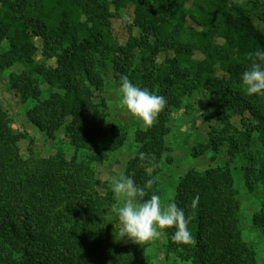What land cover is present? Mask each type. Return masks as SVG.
<instances>
[{"label":"trees","instance_id":"16d2710c","mask_svg":"<svg viewBox=\"0 0 264 264\" xmlns=\"http://www.w3.org/2000/svg\"><path fill=\"white\" fill-rule=\"evenodd\" d=\"M128 6L130 20L120 14ZM113 19L126 28L124 44L114 36ZM255 20L264 22V0H0V43L7 45L0 74L24 66L7 83L21 101L37 102L31 124L47 139L64 126L75 150L70 159L22 158L24 137L13 132L0 105V264H152L145 251L120 238L112 195L96 190L94 167L126 142V132L111 125L107 145L97 144L104 104L95 97L109 70L115 80L127 76L167 100L156 123L136 131V151L122 173L140 186L154 180L145 199L158 195L170 121L184 99L204 94L214 108L207 139L192 148V156L223 147L230 156L221 166L189 169L179 177L171 202L191 216L196 244L179 245L171 239L176 229H165L166 252L192 264H257L242 237L241 202L229 167L236 157L243 159L247 192H264V149L252 150L255 140L264 146V95H249L242 83L253 62L249 54L264 52V31ZM35 42L41 45L38 60ZM39 79L58 90L44 101ZM84 150L89 153L79 160L76 153ZM251 222L264 236V201Z\"/></svg>","mask_w":264,"mask_h":264},{"label":"rangeland","instance_id":"374dc122","mask_svg":"<svg viewBox=\"0 0 264 264\" xmlns=\"http://www.w3.org/2000/svg\"><path fill=\"white\" fill-rule=\"evenodd\" d=\"M235 3H249L251 0H232ZM123 17L130 20L132 18V6H128L120 13ZM257 27L264 31V22L255 20ZM112 29L114 36L120 44H124L127 40V31L121 22V19L112 20ZM38 46L36 60L41 58V45ZM7 50L6 43H0V54ZM53 64L54 60L47 61ZM24 66L16 64L13 68L6 70L0 74V105L8 112L10 117V126L15 134L23 135V139L19 143L20 154L24 159L48 158L56 154H63L70 159L75 150L70 145L65 134L64 126H62L55 134L54 139H47L40 131L30 122V113L36 105V101L28 99L21 101L19 97L11 91L7 78L12 72H20ZM121 80H115L112 70H109L105 77V84L102 92L96 94L95 102L104 104V125L101 136L98 139V146L107 145L108 130L111 125L118 126L126 132V142L124 146L112 153H109L108 160L104 165L94 167L96 172V190L101 195L111 194L114 196L110 188L112 177H119L123 171L126 162L131 159L136 151V143L134 142L135 133L138 130H145L147 127L138 118L134 117L126 107L121 105L122 94L120 92ZM41 96L40 100H46L53 92L58 91L51 88L42 79H39ZM210 98L204 94H196L184 99L182 107L174 112L170 121L171 131L166 139L168 151L163 156L161 164V174L158 177V196L162 205L171 202L175 193V186L179 177L189 169L203 171L210 167H217L229 162L230 156L225 153L224 147L220 152H207L203 156L194 158L193 147L207 139L208 122L213 120L214 108L211 105ZM238 117L232 119V124L237 127ZM214 126V121H211ZM216 126V125H215ZM255 137H257L255 135ZM264 149L263 144L255 140L252 145L253 151H261ZM92 152H95L93 150ZM89 151L76 153L80 159H85ZM213 158V159H212ZM243 159L236 157L229 163L235 182V188L239 193L241 202L240 210V230L243 240L247 242L256 253L257 264H264V236L260 229L252 225V216L258 212L264 201V192L258 188L255 194L247 192L242 178L241 167L244 165ZM114 200V198H113ZM114 203L116 201L114 200ZM112 203V205L114 204ZM111 205V206H112ZM113 219H116L117 226L122 227L116 213H113ZM164 231V230H163ZM165 234L151 242L149 245L141 246L135 244L138 248L145 251L152 264H192L191 262H181L172 254H168L165 250Z\"/></svg>","mask_w":264,"mask_h":264},{"label":"clouds","instance_id":"9594fccd","mask_svg":"<svg viewBox=\"0 0 264 264\" xmlns=\"http://www.w3.org/2000/svg\"><path fill=\"white\" fill-rule=\"evenodd\" d=\"M249 59L253 62L251 68L242 74L243 86L249 95H264V64L261 63L264 62V52L258 50L250 53ZM121 81V105L146 127H152L167 105L166 98L153 94L147 88L135 86L127 76L121 77ZM139 158L145 160L146 154L140 152ZM153 184L154 180L149 179L140 186L131 176L124 174L118 178L112 177L109 186L116 203L111 206V212L117 214L122 225L120 238L127 237L135 244L146 246L158 240L164 234L163 230L175 228L171 236L173 242L195 246L196 240L188 228L191 216L186 217L184 210L176 203L162 205L158 195L153 194L145 199ZM198 201L197 195L192 202L193 209Z\"/></svg>","mask_w":264,"mask_h":264}]
</instances>
